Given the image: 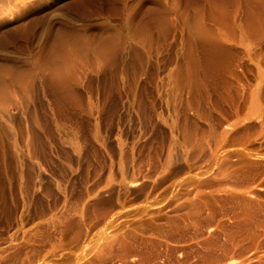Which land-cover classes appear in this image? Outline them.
Here are the masks:
<instances>
[{
	"label": "rangeland",
	"instance_id": "rangeland-1",
	"mask_svg": "<svg viewBox=\"0 0 264 264\" xmlns=\"http://www.w3.org/2000/svg\"><path fill=\"white\" fill-rule=\"evenodd\" d=\"M0 264H264V0H0Z\"/></svg>",
	"mask_w": 264,
	"mask_h": 264
},
{
	"label": "bare ground",
	"instance_id": "bare-ground-1",
	"mask_svg": "<svg viewBox=\"0 0 264 264\" xmlns=\"http://www.w3.org/2000/svg\"><path fill=\"white\" fill-rule=\"evenodd\" d=\"M226 137V136H225ZM227 140V139H226ZM223 151V150H222ZM236 152V151H235ZM245 152V151H244ZM236 153H238L239 154V152H236ZM243 154H245V153H243ZM247 154V153H246ZM245 154V155H246ZM230 155H231V153H230ZM235 155V154H234ZM237 155V154H236ZM248 155V154H247ZM224 157V156H223ZM226 157V156H225ZM213 158V157H212ZM217 158V157H216ZM221 161H223V160H221ZM242 161H243V159H242ZM244 162V161H243ZM247 162V161H246ZM249 162V161H248ZM248 162H247V164H248ZM221 163V162H220ZM223 163V162H222ZM236 163H237V161H236ZM235 163V164H236ZM242 163V162H241ZM216 164H218V163H216ZM209 166V165H208ZM216 166V165H215ZM230 166V165H229ZM236 166V165H235ZM208 170V169H207ZM233 171V170H232ZM218 173V172H217ZM222 173V172H221ZM215 174V173H214ZM202 176V175H201ZM216 179V178H215ZM218 183V182H217ZM192 184V183H191ZM228 184V183H227ZM228 186V185H227ZM226 186V187H227ZM215 187H217L216 185H215ZM224 187V186H223ZM228 188V187H227ZM203 191V190H202ZM209 191V190H208ZM215 191V190H214ZM197 192V191H196ZM218 192V191H217ZM224 192V191H223ZM210 194V193H209ZM215 194V193H214ZM217 194V193H216ZM220 197V196H219ZM231 198V197H230ZM173 199V198H172ZM215 199V198H214ZM222 199V198H221ZM210 200V202L212 201L211 199H209ZM216 202V201H215ZM220 204V203H219ZM224 204V203H223ZM171 205V204H170ZM175 205V204H174ZM178 205H180V204H178ZM195 205V204H194ZM205 205V204H204ZM213 205V204H212ZM207 206V205H206ZM205 206V207H206ZM221 207V206H220ZM174 208V207H173ZM203 208V207H202ZM206 208H208V207H206ZM190 209V208H189ZM212 209V208H211ZM197 210V209H196ZM201 212V211H200ZM208 212V211H207ZM181 213V212H180ZM191 213V212H190ZM200 214V213H199ZM210 214V213H209ZM207 215V214H206ZM174 217V216H173ZM193 217V216H192ZM187 218V217H186ZM183 219V218H182ZM171 220V219H170ZM175 220V219H174ZM50 262V261H49Z\"/></svg>",
	"mask_w": 264,
	"mask_h": 264
}]
</instances>
